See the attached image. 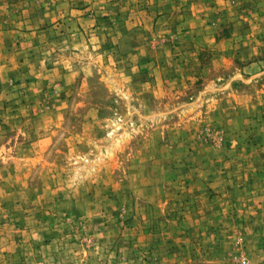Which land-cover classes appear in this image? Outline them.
Returning a JSON list of instances; mask_svg holds the SVG:
<instances>
[{
	"label": "rangeland",
	"instance_id": "rangeland-1",
	"mask_svg": "<svg viewBox=\"0 0 264 264\" xmlns=\"http://www.w3.org/2000/svg\"><path fill=\"white\" fill-rule=\"evenodd\" d=\"M0 264H264V0H0Z\"/></svg>",
	"mask_w": 264,
	"mask_h": 264
}]
</instances>
